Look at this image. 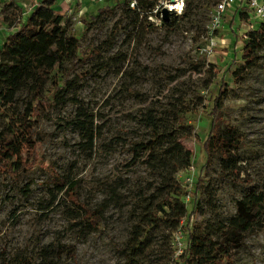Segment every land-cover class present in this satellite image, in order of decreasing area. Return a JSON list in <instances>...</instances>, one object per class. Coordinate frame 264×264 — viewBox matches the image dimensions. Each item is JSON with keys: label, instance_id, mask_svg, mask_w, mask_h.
Segmentation results:
<instances>
[{"label": "rangeland", "instance_id": "obj_1", "mask_svg": "<svg viewBox=\"0 0 264 264\" xmlns=\"http://www.w3.org/2000/svg\"><path fill=\"white\" fill-rule=\"evenodd\" d=\"M217 1L192 0L187 19L177 21L170 30L160 26L145 33L135 29L136 16L126 6L115 7L111 14L98 11L112 4L106 2L83 4L67 12L55 0L54 10L64 16L67 35L80 40L87 58L74 67L81 58L79 52L55 71L54 80L66 91L61 100L43 104L39 112L36 148L33 155L25 156L27 171L14 178L0 173V264H34L47 243L65 247L60 264H127L115 246H125L138 222L135 195L146 193L154 178L143 157L132 163L127 148L128 142L146 143L151 137L136 119L145 109L164 114L172 126H181L182 152L191 151L193 158L175 179L181 186V179L192 178L196 209L189 225L181 229V238L175 234L179 226L173 233L164 228L149 230V247L139 263L182 264L175 245L187 242L188 229L212 232L235 214L236 202L245 195L240 186L223 177L218 157L212 153L208 158L203 151L211 101L222 85L227 90L220 127L237 130L239 175L257 188L264 175V49L252 69H240L242 34L248 21L239 18L237 7L214 24ZM15 2L27 9L35 0ZM169 2L158 0L156 5ZM11 10L3 16L10 17ZM254 25L256 29L258 24ZM64 81L71 86L65 88ZM49 86L50 82L43 96ZM32 101L33 94L24 93L18 102L23 109ZM169 110L174 114H166ZM77 119L87 120L85 129L95 135L92 146ZM53 172L77 182L78 200L89 209L105 197L108 187L116 190L119 203L105 212L99 230L73 226L67 217V209L73 206L54 187ZM181 190L184 197L186 190L182 186ZM191 208H186L187 214ZM223 264H264V228L248 234L231 262Z\"/></svg>", "mask_w": 264, "mask_h": 264}, {"label": "trees", "instance_id": "obj_2", "mask_svg": "<svg viewBox=\"0 0 264 264\" xmlns=\"http://www.w3.org/2000/svg\"><path fill=\"white\" fill-rule=\"evenodd\" d=\"M157 1L137 0L135 9H130L126 0H105L103 2L106 4H112L98 11L111 14L115 7L126 6L129 8L127 12L136 16L135 29L146 33L154 29L146 21V17ZM54 2L55 0H40L19 29L4 39L0 48V173L13 178L28 169L25 156L33 155L36 148L34 128L43 104L58 102L66 91L54 80L55 71L79 52L81 58L74 67L81 66L87 58L84 51L81 52L80 40L67 35L64 16L54 10ZM17 4L15 0L2 3L4 11L12 9L10 17L3 16L10 27L18 18L20 9ZM192 5V0H183L184 10L181 14H172L161 27L170 30L177 21L187 19L186 13ZM238 13L242 21L248 19L244 12ZM233 22L234 20H231V24ZM257 24L256 29L253 27L244 35L241 55L243 64L240 69H252L258 54L264 49V22ZM48 82V94L43 96ZM63 84L65 88L71 86L69 82L64 81ZM226 90L225 85L220 86L216 97L211 101L210 128L203 151L208 158L212 153L218 157L223 177L240 186L245 195L236 202L235 214L221 222L212 232L195 233L194 230L188 229L187 248L181 257L182 264L231 262L233 253L239 250L248 234L264 228V175L255 190L248 179L240 177V163L235 156L239 147L237 130L220 127L221 107ZM24 93H32L33 101L27 102L21 109L18 101ZM166 114L172 115L174 112L169 110ZM81 115L79 110L77 117ZM136 119L150 130L151 137L146 143L128 142L127 148L132 154V163L143 157V163L154 173V178L145 189L146 193L138 191L135 195L138 222L132 226L125 246H115L117 254L127 264H141L139 260L149 247L146 245L149 230L164 228L173 233L187 214L181 186L175 175L188 169L193 158L191 151L182 152V136L179 132L181 126H172L170 119L164 114L158 116L153 109H145L139 112ZM77 121L80 130L85 136L88 135V144L92 146L95 135L85 129L87 120ZM88 126L93 128L91 120ZM158 146L160 148L156 150ZM50 177L57 192H63L73 206L72 209H67V217L74 227L81 230H99L105 212L119 203L116 190L108 187L105 197L94 208L89 209L78 200L76 181L68 182L56 172L51 173ZM196 187L198 188L197 185ZM195 209L192 204L185 226L189 225V219L195 214ZM64 248L61 244L47 243L40 248L34 264H60L65 253ZM71 257L74 259L73 254Z\"/></svg>", "mask_w": 264, "mask_h": 264}, {"label": "built area", "instance_id": "obj_3", "mask_svg": "<svg viewBox=\"0 0 264 264\" xmlns=\"http://www.w3.org/2000/svg\"><path fill=\"white\" fill-rule=\"evenodd\" d=\"M58 1H60L62 5L66 6L67 12H70L75 7H78V6L80 7L83 4H99L105 0H58ZM126 1L129 4L130 9H135L136 0H126ZM171 1L172 2H169L167 6L162 5L160 3L155 5L154 9L147 14L146 21L153 27H160L163 23V19H162L163 9H166L168 11V17H170L172 14H176V15L181 14L182 10L177 11L175 9V5L173 4V3H176V4L180 3V0H171ZM3 2L6 3V2H9V0H0V31L3 30L5 32L4 33L5 37H7L19 29L20 25L24 23V20L22 19L24 17V14L28 15V13H30L33 10V6H28L27 9L24 7H21L22 11L20 13V17L18 13V18L15 24L12 27H10L3 19V15H4L3 14L4 10H3V5H2ZM182 3H183V0H182ZM38 4L39 2L37 3L35 2L34 7L37 6ZM237 7L241 9V10L239 9L238 12H244L245 14H247V18H248L247 19L248 23L246 24V30L242 34L243 39H244L245 37L244 35L246 34V32L253 29L255 23L257 24L260 22H264V0H220L214 8V14H213L214 24L219 23L222 14H224L226 11H229V10L231 11V9L234 10L235 8L238 9ZM24 10L26 12H24ZM181 183H182L181 186L186 190V194L183 197L184 205L186 208H189L190 205L192 207L193 200L191 198L192 197L191 193L194 191L193 190V180L189 175H187V177L181 179ZM185 225L186 224L182 219L180 221L178 231L175 233L177 234V236L180 235V238L182 234L181 229ZM186 248H187V242H179L178 245H175V249L179 251L178 255L181 257L185 253Z\"/></svg>", "mask_w": 264, "mask_h": 264}, {"label": "crops", "instance_id": "obj_4", "mask_svg": "<svg viewBox=\"0 0 264 264\" xmlns=\"http://www.w3.org/2000/svg\"><path fill=\"white\" fill-rule=\"evenodd\" d=\"M35 2H36V3H37V2H40V0H35ZM17 3H18L17 5H18V7H19V9H20V10H18L19 17H20V13H21V11H22V10H21V6H22L21 4H22V3H20V4H19V2H17ZM34 4H35V3H34ZM34 4L31 5V6H33V8H34ZM62 6H63V5L61 4L60 7H62ZM24 12H26V11L24 10ZM28 14H29V13H28ZM26 17H27V15L24 14V17L22 18V19L24 20V22H25V20H26ZM231 20H234V18H232ZM4 33H5V32H4L3 30L0 31V48H1V45L3 44L4 39L6 38L5 35H4Z\"/></svg>", "mask_w": 264, "mask_h": 264}, {"label": "water", "instance_id": "obj_5", "mask_svg": "<svg viewBox=\"0 0 264 264\" xmlns=\"http://www.w3.org/2000/svg\"><path fill=\"white\" fill-rule=\"evenodd\" d=\"M162 19L163 22H166L168 20V11L166 9L162 10Z\"/></svg>", "mask_w": 264, "mask_h": 264}, {"label": "clouds", "instance_id": "obj_6", "mask_svg": "<svg viewBox=\"0 0 264 264\" xmlns=\"http://www.w3.org/2000/svg\"><path fill=\"white\" fill-rule=\"evenodd\" d=\"M182 7H183V3H182V0H180V3L177 4L176 10L180 11V10H182Z\"/></svg>", "mask_w": 264, "mask_h": 264}, {"label": "bare ground", "instance_id": "obj_7", "mask_svg": "<svg viewBox=\"0 0 264 264\" xmlns=\"http://www.w3.org/2000/svg\"><path fill=\"white\" fill-rule=\"evenodd\" d=\"M175 5V9L177 8V4L176 3H173Z\"/></svg>", "mask_w": 264, "mask_h": 264}]
</instances>
